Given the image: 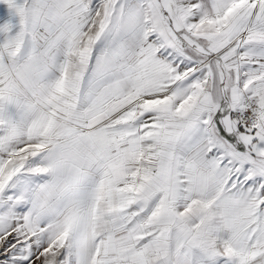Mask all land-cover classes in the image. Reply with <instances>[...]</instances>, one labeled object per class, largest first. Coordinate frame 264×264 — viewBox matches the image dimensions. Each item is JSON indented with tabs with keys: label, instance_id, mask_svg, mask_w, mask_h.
<instances>
[{
	"label": "snow or ice",
	"instance_id": "6c2138e0",
	"mask_svg": "<svg viewBox=\"0 0 264 264\" xmlns=\"http://www.w3.org/2000/svg\"><path fill=\"white\" fill-rule=\"evenodd\" d=\"M0 264H264V0H0Z\"/></svg>",
	"mask_w": 264,
	"mask_h": 264
}]
</instances>
